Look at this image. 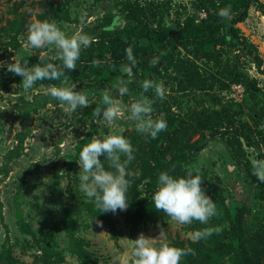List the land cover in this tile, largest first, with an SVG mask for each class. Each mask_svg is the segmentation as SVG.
<instances>
[{
	"label": "trees",
	"instance_id": "1",
	"mask_svg": "<svg viewBox=\"0 0 264 264\" xmlns=\"http://www.w3.org/2000/svg\"><path fill=\"white\" fill-rule=\"evenodd\" d=\"M113 1L115 8L123 15V24L115 30L108 29L111 24L109 21L102 27H95L92 31L94 43L82 51L76 69L70 72L65 70L60 80L38 81L36 84L79 81L94 87L125 79L130 92L140 97L147 75L162 74L159 63L163 65L166 74L174 77L177 89L183 92H203L211 96L215 88L224 91L234 83L243 84L249 94L247 102L253 104L247 111L241 104L224 100L216 94L213 100L217 107L207 106L183 114L175 113L167 100H160L155 95L154 89L144 93L153 101V112L166 119L168 127L156 139L144 137L136 143L135 160L129 166L133 176L128 190L126 222L136 232L141 223L169 218L162 211L157 212L148 198L141 197L138 185L143 180H147L146 190L153 192L160 171L172 169L173 175L192 172L201 177L202 187L215 203L217 215L208 225L199 222L188 225L191 232L212 229L213 234L207 239L199 242H193L191 238L174 240V246L191 249L182 258L181 264H264V222L258 221L250 227L252 222L246 221L245 213L248 207H239L228 200L226 187L195 169L189 163L187 153L190 148L203 144L208 137L222 138L244 165L250 181L258 189L259 199L264 201V183L253 174L254 165L245 150V147L253 149L257 158L264 162V87L249 73L248 66L244 67L240 55L246 56V64L254 66L263 76L264 60L256 45L237 26L247 19L252 6L264 15L263 3L260 0H192L190 5H186L174 0ZM76 2L78 0H48L39 20L50 21L53 18L57 22L69 21V6ZM221 9H229L230 18L218 16ZM17 22L11 26H17ZM9 43L14 49L20 46L14 35ZM128 47L132 48L136 61L131 75L122 71L123 66L129 63L125 55ZM237 49L239 52L234 53ZM153 58H158L159 63L150 64ZM26 59L28 65L32 66L31 59ZM47 63L60 65L61 61L58 58L42 57L37 64L43 66ZM0 77L11 84H20L21 80V77L6 69L0 71ZM97 107H104L102 99L91 104L85 111V116L90 119V130L86 139L78 145V153L97 133V125L92 119ZM246 112L248 116L246 114L245 117L243 115ZM188 122L187 127L185 125ZM187 129L190 131L187 132ZM197 133L199 137L191 141ZM78 153L71 158L70 164H76ZM9 157H12L11 153ZM86 207L92 216L101 218L110 232L115 234L116 226L111 212L101 213L94 205L87 204ZM16 214L22 230L33 234L42 250L37 264H58L64 260L56 251L54 232L57 229L52 227L48 233L41 232L38 239L29 223L24 221L19 207ZM0 217L3 219L1 209ZM59 220L57 227L66 232L72 252L89 264L91 253L86 249L88 241L76 235L77 221L72 218L69 208L64 210ZM17 262L11 250L3 246L0 250V264Z\"/></svg>",
	"mask_w": 264,
	"mask_h": 264
},
{
	"label": "rangeland",
	"instance_id": "2",
	"mask_svg": "<svg viewBox=\"0 0 264 264\" xmlns=\"http://www.w3.org/2000/svg\"><path fill=\"white\" fill-rule=\"evenodd\" d=\"M46 1L48 0H0V61L5 64V67H0V71L5 70L11 57L18 53L30 58L33 65L42 57L56 58L54 50H29L25 42L26 26L40 21L39 15L44 13ZM174 1L190 5L192 0ZM260 1L264 5V0ZM69 10V21L57 22L50 19L69 36L86 33L93 39L92 31L95 27L111 22L108 29L115 30L124 22L123 15L115 8L113 0H78L69 6ZM14 22H17V26L12 27ZM237 26L256 45L264 60L262 12L252 6L247 19ZM13 35L20 43L16 49L9 43ZM238 52L237 49L234 53ZM246 59V56L240 55L244 67L248 66L249 73L264 87V76L254 66L246 64ZM159 67L163 70L162 74H148L146 81L161 88L163 98H158L167 100L175 113L183 114L207 106L217 107L213 100L216 94L221 95L224 100L241 104L245 111L253 107L251 102H247L249 94L243 84V89H233L234 84L241 83H234L224 91L215 88L211 91V96L203 92H183L177 89L176 80L171 74H166L161 63ZM73 83L77 85L76 90L88 95L89 106L102 99L104 91L110 92L120 101L124 114L113 125H106L93 116L97 125V133L93 138L112 133L122 134L131 141L134 152L137 151L136 143L141 142L144 137L135 131L132 121L128 119L127 107L139 96L130 90L123 97L117 96L114 87L116 83L105 82L104 85L94 87L79 81ZM73 83L63 81L60 84H35L32 89L25 91L21 83L11 84L0 77V209L3 215V219L0 217V250L3 246L10 249L18 261L16 264H37L38 256L41 255L42 250L34 235L22 230L18 223V207L23 212L24 221L29 223L37 238L41 232L48 233L52 227L57 229L54 232L56 251L64 258L58 264H86L72 252L66 232L57 227L59 216L67 208L77 221L76 235L88 241L86 249L91 253L89 264H132L130 245L141 234L157 246L162 243L174 246L176 238H190L192 232L188 225H179L170 218L141 223L134 232L126 222L127 209L111 213L116 226L115 234H112L101 218L88 212L86 205L95 204L77 191L78 180L75 177L79 172L78 145L86 139L90 130V119L85 116L89 106L78 108L74 113L65 112L64 106L47 93L49 85L67 86ZM246 114L247 112L243 116L246 117ZM153 115L160 118L154 112ZM188 125L189 122L185 126ZM198 137L199 133L191 141ZM245 150L253 165L264 163L257 158L253 149L245 147ZM10 153L12 157H9ZM77 153L76 164H70L71 158ZM187 153L189 163L195 169L226 187L228 200L239 207H248L245 213L246 221L252 222L250 227L258 221L264 222V201L259 199L258 189L250 181L244 165L222 138L208 137L203 144L190 148ZM138 154L143 155L141 152ZM146 181L143 180L138 185V190L141 197L151 201L152 192L146 190ZM66 182L69 186L64 187ZM160 231L162 234L159 237Z\"/></svg>",
	"mask_w": 264,
	"mask_h": 264
},
{
	"label": "clouds",
	"instance_id": "3",
	"mask_svg": "<svg viewBox=\"0 0 264 264\" xmlns=\"http://www.w3.org/2000/svg\"><path fill=\"white\" fill-rule=\"evenodd\" d=\"M218 16L230 18L229 9H221ZM26 47L29 50L48 49L55 51L56 58L61 63H47L28 65L24 55L16 54L11 57V62L6 64V71L21 77L20 83L25 91L32 89L38 81L60 80L65 70L76 69L82 51L91 46L94 41L86 33L66 35L54 21L44 20L30 23L26 26ZM128 64L122 71L132 74L136 61L131 47L125 49ZM159 59L153 58L150 64H158ZM0 67H5L0 61ZM128 81H117L115 93L119 97L128 94ZM75 83L64 86L49 85L48 95L64 106V111L74 113L76 110L89 106L88 95L76 90ZM154 89L156 96L163 98L160 87L150 81L142 85L140 97L127 107L128 119L132 121L135 131L150 139H156L168 127L167 120L153 115V101L144 95ZM103 109L97 107L95 116L106 125H113L124 113L120 101L110 92L102 93ZM103 157V159H101ZM135 160L134 148L131 141L122 134L112 133L101 138H93L79 152V172L77 191L94 202L101 213L124 211L128 207V190L130 178L133 173L129 165ZM172 169L160 171L156 178V188L152 192L151 202L157 212H163L179 225H192L199 222L208 225L210 220L217 215L215 203L206 194L202 187L199 175L186 172L184 175H173ZM253 174L264 183V163L254 165ZM69 186L66 182L64 187ZM159 233V237L161 235ZM213 234L212 229H199L191 233V240L199 242ZM158 237V238H159ZM132 264H181L184 256L191 252L190 248H180L162 243L155 245L143 234L132 240Z\"/></svg>",
	"mask_w": 264,
	"mask_h": 264
},
{
	"label": "built area",
	"instance_id": "4",
	"mask_svg": "<svg viewBox=\"0 0 264 264\" xmlns=\"http://www.w3.org/2000/svg\"><path fill=\"white\" fill-rule=\"evenodd\" d=\"M233 89H236V90H241V89H243V86H242V84H234L233 85Z\"/></svg>",
	"mask_w": 264,
	"mask_h": 264
}]
</instances>
